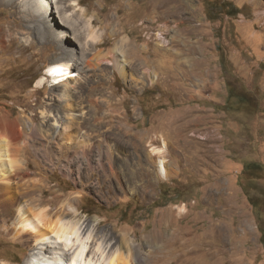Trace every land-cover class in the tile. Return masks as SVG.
Masks as SVG:
<instances>
[{
  "label": "rangeland",
  "instance_id": "374dc122",
  "mask_svg": "<svg viewBox=\"0 0 264 264\" xmlns=\"http://www.w3.org/2000/svg\"><path fill=\"white\" fill-rule=\"evenodd\" d=\"M19 3L0 1V120L30 121L18 150L37 232L79 222L105 256L126 237L133 264H264V0H60L81 34L63 43ZM160 22L179 26L169 47L144 37ZM55 61L78 77L38 85ZM17 222L0 204V264L35 255Z\"/></svg>",
  "mask_w": 264,
  "mask_h": 264
},
{
  "label": "bare ground",
  "instance_id": "6f19581e",
  "mask_svg": "<svg viewBox=\"0 0 264 264\" xmlns=\"http://www.w3.org/2000/svg\"><path fill=\"white\" fill-rule=\"evenodd\" d=\"M6 1L10 3L20 2V9L22 7H32L34 9L32 13L31 10H22L25 15L31 16L36 20L38 19L37 21H39L41 25H43L42 33L44 35V38H46L47 40L63 43L64 40H68L72 38V36L75 40H79V38L81 37V34L77 33V30L75 29L74 15L72 13H66L65 10L60 11L61 9L58 6L55 10L54 4H59L60 0ZM73 5L76 6L77 3L74 1ZM58 10L60 11L61 15L60 22L63 25L62 28H58L59 26L47 27V21L51 20L52 14L58 13ZM72 29L73 31L75 30L74 35L70 33V30L72 31ZM61 51L68 57L72 56L71 54H73V50L70 51L68 48H62ZM77 77L78 75L74 74L72 67H70L68 63L64 61H55L47 68L45 76L39 80L38 85L44 84L45 81L49 78L52 80L53 86L61 85L68 87V85L71 83V80ZM67 92L69 91L65 90V93H62L60 95V98L63 100H69L70 94L68 95ZM67 106H70V104H68ZM64 108L66 107L64 106ZM73 121L74 120L70 118L68 123H65L61 126V135L63 137L67 135L69 140H72L73 137L71 133L72 128H74ZM26 123L30 125V121L28 120L27 122H25L24 119H17L14 122L8 120H0V137H7L9 140V142H6L5 144L2 143L4 140H0V204L5 208L7 214L15 215L16 220L18 221L17 223H19L23 229L27 230V235H30L32 234V231L30 232V230L33 229L37 232V227L35 226L36 224L34 225V219L30 218V214H28L27 212V210H29L28 204L26 205V202H24L23 199H28L29 197H31L33 195V192L39 190V186L36 183H32L26 179L30 176V174L25 171V164L19 156V154H21V151L18 150L20 140L24 132L27 133V136L29 135L27 131L28 126ZM81 147L82 149H85L86 145H81ZM6 149H17V151H15L13 154L12 152H8ZM156 164L158 166L159 173L163 178L168 179L170 177H173L177 173L175 169L172 168L173 166L171 167L166 160L161 159L156 162ZM16 175L21 178L19 180H16ZM28 201H30L31 203H42L41 201L33 198H31V200L28 199ZM167 220L168 222H166ZM40 221L45 223L46 225L48 224L46 223V220L44 218H41ZM161 221L162 222L160 223L162 226L158 230L159 234L157 235L156 239L161 238V233L168 231V227H172V224L174 223L172 219ZM82 229V225L79 222H63L59 220L53 226V230L55 233L53 237L55 236V239H52V236L46 233H42L41 231L37 232L36 236H34L37 242L33 245V252H35V255L27 260L25 264H97L100 262L94 263V253H96V251L101 252V259L104 258L105 264L134 263V253L132 254L130 252L125 255V250L131 249L130 245H132V243L127 242L126 237H123V243L120 241L118 248L114 250V248L112 247L109 251V254L105 256L104 253L106 252V250H102V247H99L98 249L94 248L95 238L93 237L92 233L88 234L89 228L87 229V231H85L86 228L84 230ZM187 242L188 241H185L184 244H186ZM137 260H139V262H142L143 260L146 261V257L142 253H140L137 257Z\"/></svg>",
  "mask_w": 264,
  "mask_h": 264
},
{
  "label": "built area",
  "instance_id": "2783aa9c",
  "mask_svg": "<svg viewBox=\"0 0 264 264\" xmlns=\"http://www.w3.org/2000/svg\"><path fill=\"white\" fill-rule=\"evenodd\" d=\"M141 24L143 25L144 23ZM157 27L154 31L146 29L144 37L148 39L153 36V34H156L157 40L160 44L166 47H169L171 44L173 45V41L177 38L179 26L174 22H160L157 23Z\"/></svg>",
  "mask_w": 264,
  "mask_h": 264
},
{
  "label": "trees",
  "instance_id": "16d2710c",
  "mask_svg": "<svg viewBox=\"0 0 264 264\" xmlns=\"http://www.w3.org/2000/svg\"><path fill=\"white\" fill-rule=\"evenodd\" d=\"M242 98H239V100H241ZM228 105V104H227ZM239 105H242V104H239ZM261 241L262 243L264 244V234L262 235V238H261Z\"/></svg>",
  "mask_w": 264,
  "mask_h": 264
}]
</instances>
